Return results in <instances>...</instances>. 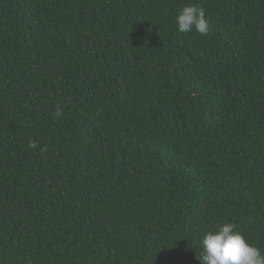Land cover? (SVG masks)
<instances>
[{"label": "trees", "instance_id": "16d2710c", "mask_svg": "<svg viewBox=\"0 0 264 264\" xmlns=\"http://www.w3.org/2000/svg\"><path fill=\"white\" fill-rule=\"evenodd\" d=\"M223 222L264 253V0H0V264H203Z\"/></svg>", "mask_w": 264, "mask_h": 264}, {"label": "clouds", "instance_id": "9594fccd", "mask_svg": "<svg viewBox=\"0 0 264 264\" xmlns=\"http://www.w3.org/2000/svg\"><path fill=\"white\" fill-rule=\"evenodd\" d=\"M175 24L179 33L195 31L206 36L209 31L204 8L194 3L186 4L180 9L175 17ZM54 115L63 118V107L58 106ZM28 147L35 149L37 142L29 140ZM200 242L203 248L200 260L203 264H264V253L248 243L243 234L236 230L234 223L223 222L217 225L214 230L205 232Z\"/></svg>", "mask_w": 264, "mask_h": 264}]
</instances>
